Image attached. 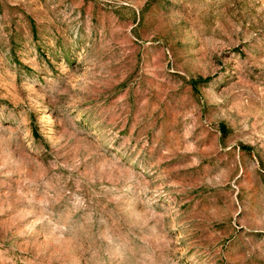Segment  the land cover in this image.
<instances>
[{"label":"rangeland","instance_id":"1","mask_svg":"<svg viewBox=\"0 0 264 264\" xmlns=\"http://www.w3.org/2000/svg\"><path fill=\"white\" fill-rule=\"evenodd\" d=\"M0 264H264V0H0Z\"/></svg>","mask_w":264,"mask_h":264}]
</instances>
